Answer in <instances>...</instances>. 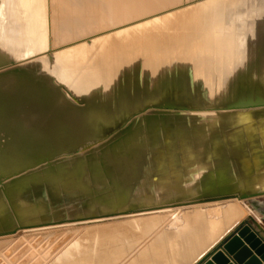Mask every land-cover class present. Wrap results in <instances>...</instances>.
<instances>
[{"label": "bare ground", "instance_id": "6f19581e", "mask_svg": "<svg viewBox=\"0 0 264 264\" xmlns=\"http://www.w3.org/2000/svg\"><path fill=\"white\" fill-rule=\"evenodd\" d=\"M178 2L0 0V158L15 164L29 146L69 145L0 171V264H193L242 219L260 221L234 193L264 192V107L138 113L117 133L126 147L141 152L147 131L153 146L168 120L166 152L143 155L145 167L118 177L123 198L111 207L100 205L110 192L106 182L96 185V176L105 180L99 171L54 191L33 180L55 162L67 171L72 159L79 178L89 156L91 164L126 170L139 155H125L117 134L73 142L87 119L140 103L165 74L181 78L204 107L231 91L236 76L264 89V0ZM22 209L17 223L7 219ZM27 245L30 252L10 253Z\"/></svg>", "mask_w": 264, "mask_h": 264}, {"label": "water", "instance_id": "95a60500", "mask_svg": "<svg viewBox=\"0 0 264 264\" xmlns=\"http://www.w3.org/2000/svg\"><path fill=\"white\" fill-rule=\"evenodd\" d=\"M167 75L168 74H165L161 77V82L157 84L158 88L154 92L145 95L140 103H137L132 107L123 106L117 110L107 111L104 117L93 116L87 119L85 121L82 137L80 139H76L73 143L80 142L86 137L90 138L92 136H101L102 138L107 139L111 135H115L120 130L125 128V126L136 115H138V113L145 112L146 110H205L206 108H210L215 111L230 112L245 108L256 109L258 107H264V89L258 82L256 83L254 82L255 80L249 78V76L240 78L236 76L235 78H231L233 79L232 84H234L233 89L229 91L227 87V90L224 94L219 93L213 97L212 102L216 103H213L212 105L209 104L204 107V105H198V103L191 98L192 96L185 92L181 78H177V76L173 74L168 76ZM179 76L181 77V75ZM229 79L230 77L225 80L227 86L230 82ZM150 121L151 114H148L146 117L143 118L141 124L144 125L146 124V122ZM171 123V121L165 120L163 124H158V128L155 131L157 135L154 133L155 144L153 146H150L149 144V135L147 131L145 133V146L143 147L141 152H137L136 148L132 145L127 148L126 141L122 136L123 133L117 134L114 139L115 142L117 141V143L115 144L123 146V151L125 155H129V149H131V151L135 154L139 155L137 159L134 158V162H132V160L128 158L126 163L127 169L120 174L117 173L115 166H110V170H108V168L105 167L103 160L101 159L97 160L98 163L91 164V159L89 156L84 158V172L79 178L77 177L76 168L75 170H73V166L71 164L72 162L77 163V161L72 159L69 162L67 171H64L61 168L57 169L55 162L52 167L46 168L45 170H41L40 172L35 173V175L32 176L33 180L39 182V180L42 179L45 183V187L47 188V190L54 191L57 185L63 186V181H68L70 184H73L83 177L86 178V174L91 175L94 174L96 171H99L104 174L105 180L96 176L94 178V180L96 181V185L104 186V182H106V185L108 186L107 191L110 192L108 202L101 203L100 205L106 207L116 205L119 201H122L123 195L121 189L122 185L115 183V180H117L118 177L127 180L131 179L133 176L132 166H134V164H143V166L145 167L146 163L144 159L146 158L143 155H152L153 157L157 152H160V150L162 152H166L163 125H166L165 127H168V125H172ZM175 125H173L172 128H176L177 125ZM64 143H53L49 145L47 143H45L44 145L41 144L39 146V150H36L37 147L34 148L32 146H29L27 147L28 153L25 155L23 153V155H19L17 160H15V164L14 162L7 160L6 158H0V171L6 172L7 170L14 168L18 164L31 162L32 160L45 156L48 153H51L56 150H64L69 146L68 144ZM160 146H162V149H159ZM95 153L97 155H102V147L95 150ZM109 155L118 154L115 151L110 150ZM140 158H142L141 162ZM152 168L154 171V166H152ZM17 183L18 182L13 181L12 185H15L17 188ZM83 184V190L87 191V187L89 184L85 181L83 182ZM238 188L243 189L244 186L239 185ZM244 190L245 192L242 194H234L241 199L249 200V206L261 215L260 221H264V201H259L261 198H264V192L256 193L254 191H248L247 189ZM144 191V187L142 186V192ZM32 197L33 199H35L34 194L32 195ZM225 197L228 196L226 195L220 198ZM12 198L15 199L16 197L13 195ZM218 198L213 197V199ZM17 205H19V203ZM83 206L85 209L89 208L87 205ZM24 214L25 213L23 209L20 211V213H15L11 210L7 219H10L13 223H17L20 219V216H23ZM242 221L243 219L237 224H235L226 234H224L216 243H214L193 264H264V241L261 240L262 238L258 237L257 231H255L253 228H251L250 225L246 223L242 224Z\"/></svg>", "mask_w": 264, "mask_h": 264}, {"label": "rangeland", "instance_id": "374dc122", "mask_svg": "<svg viewBox=\"0 0 264 264\" xmlns=\"http://www.w3.org/2000/svg\"><path fill=\"white\" fill-rule=\"evenodd\" d=\"M175 2H176V1H175ZM183 2H185V0H180V2H178V3H183ZM178 3H176V4H178ZM97 12H98V11H96V13H97ZM97 14H98V13H97ZM263 199H264V198H261L259 201H264ZM246 205H249V204L246 203ZM262 222L264 223V221H262ZM245 223L248 224V225H250L251 228H253V229H254V224H255V227H256V226L258 227V228L256 227L257 230H258V232H260L261 230H263L259 225H257V224L255 223V221H253L252 217H246V218H244L243 221H242V224H245ZM191 225H192V226H190V227H193V223H192ZM162 226H163V224H162L160 227L156 228V229L152 232V235L155 234L157 231H159L161 228H163ZM259 230H260V231H259ZM62 231H63V230H62ZM263 231H264V230H263ZM68 232H71V231H68ZM232 233H233V232H232ZM152 235H150V236H152ZM150 236H148V237H150ZM186 236H187V235L182 234V237H181V238H182V243L184 242ZM228 237H229V236H228ZM228 237H227V238H228ZM227 238H226V239H227ZM226 239H225V240H226ZM128 241H129V239H128ZM130 241H131V240H130ZM27 246H28V245H27ZM13 248H14V247H13ZM19 248H20V247H17L18 250H13L12 252H10V253L12 254L13 257L16 258L18 255H21V254L24 253V252H30V251L32 250L31 248H29V246H28V248H29L28 250H26V249L19 250ZM41 251H43V250H41ZM24 254H25V253H24ZM18 257H19V256H18ZM184 263H185V261H182V262H181V264H184Z\"/></svg>", "mask_w": 264, "mask_h": 264}, {"label": "crops", "instance_id": "0c3cea01", "mask_svg": "<svg viewBox=\"0 0 264 264\" xmlns=\"http://www.w3.org/2000/svg\"><path fill=\"white\" fill-rule=\"evenodd\" d=\"M257 222V224L264 230V223L262 222V221H256ZM254 230L255 231H257V233H258V230H257V228L255 227V225H254ZM259 234V233H258ZM262 240L264 241V238H262Z\"/></svg>", "mask_w": 264, "mask_h": 264}]
</instances>
